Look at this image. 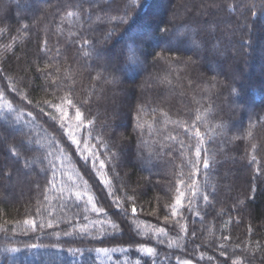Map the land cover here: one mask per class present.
Returning a JSON list of instances; mask_svg holds the SVG:
<instances>
[{
	"label": "trees",
	"instance_id": "16d2710c",
	"mask_svg": "<svg viewBox=\"0 0 264 264\" xmlns=\"http://www.w3.org/2000/svg\"><path fill=\"white\" fill-rule=\"evenodd\" d=\"M131 4L0 0V264H264V0Z\"/></svg>",
	"mask_w": 264,
	"mask_h": 264
},
{
	"label": "snow or ice",
	"instance_id": "6c2138e0",
	"mask_svg": "<svg viewBox=\"0 0 264 264\" xmlns=\"http://www.w3.org/2000/svg\"><path fill=\"white\" fill-rule=\"evenodd\" d=\"M131 6L137 8L139 10H143L144 8H146L148 6V0H132ZM71 14L72 13H69V15H71ZM121 23H127V20H121ZM134 25H135V21L133 20V24L130 25V27H132ZM153 25L155 27H152ZM167 31H168L167 28H161L160 27V24L157 23V19H156L155 16H146L144 21H143V25L137 26L135 31L132 32V34L130 36L131 44H130V47H129V51L132 52L133 55H135L136 52H139L140 55H144V51H143V48H142V44H143L144 41L142 39H140V37H147V38L151 39V38H155L157 33H167ZM85 43H87V41H85ZM260 92H261V94H264V87L260 88ZM69 103H71V101H69ZM29 115H31V113H29ZM81 115L82 114L77 109V111H76V119L80 120L81 119ZM53 119H55V117H53ZM198 119H199V117H198ZM89 123H91V121ZM61 127H63V125H61ZM196 135H197V137H199V132L198 131H197ZM249 135H251V133H249ZM73 143H77L78 144L79 142L73 140ZM11 151L13 152L14 155H18V151H17L16 148L13 147L11 149ZM113 155H115V154H113ZM196 155H197V157H199V155H200V149L199 148H197ZM85 159H87V157H85ZM253 160H255V157H253ZM203 165H204L205 168L209 167V162H208L207 159H205L203 161ZM100 167L101 168L104 167L103 161L100 162ZM86 183H87V181H85V184ZM76 195L79 198L81 194L79 192H77ZM207 199H208V197H207V195H205L204 196V200L207 201ZM88 203L92 204V207H93L94 211H103V209H97L96 208V205H95V203H93V199H92L91 196L88 197ZM179 203H180V201L178 199L177 200V204H179ZM132 212H133V214H135V212H136V209L134 207L132 209ZM172 214L173 215L176 214V209H175L174 206H173V213ZM25 223H34V222L33 221H25ZM113 227H115V225H113ZM158 231L161 234H163L165 230L163 228H161ZM193 235H195V233H193ZM225 239H227V238H225ZM220 247L223 248L224 246L221 245ZM141 250L146 252L149 255L153 254V249L152 248H144V246L141 245ZM11 251H18V249H11ZM96 252L97 253H105L106 254L108 252V249L99 248V249H96ZM224 254L225 253L222 251L221 255H224ZM184 264H191V262L190 261H184Z\"/></svg>",
	"mask_w": 264,
	"mask_h": 264
},
{
	"label": "rangeland",
	"instance_id": "374dc122",
	"mask_svg": "<svg viewBox=\"0 0 264 264\" xmlns=\"http://www.w3.org/2000/svg\"><path fill=\"white\" fill-rule=\"evenodd\" d=\"M164 1H165V0H164ZM190 43H191V42L188 40L187 46H188L190 49H192V45H191ZM174 44H175V43H174ZM174 44H173V45H174ZM170 242H171L172 244H174V243H173V240H171Z\"/></svg>",
	"mask_w": 264,
	"mask_h": 264
}]
</instances>
